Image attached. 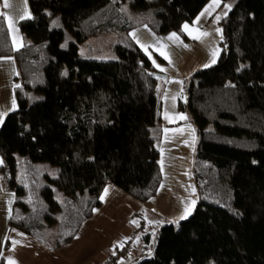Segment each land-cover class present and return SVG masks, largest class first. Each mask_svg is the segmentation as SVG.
Here are the masks:
<instances>
[{"label":"trees","instance_id":"trees-1","mask_svg":"<svg viewBox=\"0 0 264 264\" xmlns=\"http://www.w3.org/2000/svg\"><path fill=\"white\" fill-rule=\"evenodd\" d=\"M210 1L29 0L20 50L0 16V59L15 60L19 86L0 127L12 228L58 251L101 207L106 185L141 203L157 196L168 79L130 33L146 26L188 42L183 25ZM221 28L219 59L191 73L178 99L197 135L196 208L157 230L155 245L146 234L132 264H264V0H237ZM105 34L118 35L116 60L80 57V44Z\"/></svg>","mask_w":264,"mask_h":264},{"label":"crops","instance_id":"crops-1","mask_svg":"<svg viewBox=\"0 0 264 264\" xmlns=\"http://www.w3.org/2000/svg\"><path fill=\"white\" fill-rule=\"evenodd\" d=\"M212 2L213 0L207 4L201 13ZM224 2L219 0V7L212 9L211 13L206 15L209 18L202 20V23L195 25V28L201 27V24H204V27L208 26L216 17V11L226 5ZM8 3L11 7L4 8V0H0V16L5 17L13 48L20 50L24 46V37L19 23L31 16L30 3L29 0H8ZM225 10L226 13H229L231 8L230 10L225 8ZM21 12L24 13V18L17 19ZM10 24L12 27L9 26ZM200 31H203L202 27ZM133 32L140 39V44L134 40L140 48L141 44L148 43L145 41L153 43L159 40L156 38L158 35L156 36L146 26L135 29ZM170 34H166V36H170ZM180 40L182 39L179 36V41H176L179 45L181 44ZM184 42L187 44L186 41ZM183 46L186 49V45L183 44ZM141 49L145 52L143 48ZM183 54H185L184 51ZM157 55L161 56L158 53ZM149 58L151 59L150 56ZM161 58L163 57L161 56ZM182 58L183 55L178 59L173 70L168 72L169 78L163 85L162 124L164 137L161 143L160 158L163 180L157 196L149 202L141 203L124 193L116 185H106L105 188L108 189V192L107 195L104 193L105 189L102 192L101 196H104V199L101 200V207L97 208L92 218L81 227L76 238L58 251H52L42 246L36 239L9 225L15 204L14 194L4 186L0 175V264L2 261L5 264H132L143 256L146 247L149 246L146 243V234L140 238L139 235L136 236L139 228L152 231L155 229L153 227L157 225L152 220L154 214L159 216L164 214L170 218L169 221H173L177 217L175 216L177 213L174 214V212H178V210L173 212L171 208L179 207V210L182 211L185 204L192 206L197 203L198 195L196 194L192 171L197 135L188 115L178 110V99L184 89V80L195 70H191L189 65L183 67L180 64L184 60ZM17 74L15 60L11 58L0 59V112L6 113L2 118L3 122L0 123V127L4 123L5 117L18 108L15 95ZM13 100L15 101L14 104ZM167 100H170L171 103L169 109L166 108ZM181 117L185 118L182 119ZM169 144L172 150L170 156L167 153ZM172 147L174 148L172 149ZM163 156L167 159V166L164 164ZM0 161H2L1 158ZM150 219L152 221L148 225L147 220Z\"/></svg>","mask_w":264,"mask_h":264},{"label":"rangeland","instance_id":"rangeland-1","mask_svg":"<svg viewBox=\"0 0 264 264\" xmlns=\"http://www.w3.org/2000/svg\"><path fill=\"white\" fill-rule=\"evenodd\" d=\"M237 0H227L226 2H224L226 5H230L231 9L232 7L236 4ZM226 12L225 7H223L220 10H217L215 13V16H219L220 17V22L222 21V19L224 18V13ZM228 13V12H227ZM226 13V14H227ZM199 22L198 23H193L192 25H189V32L191 33V35H189L188 33H186L188 36V42L187 44L181 41V44L179 45V43H177L175 40H168L167 38L169 36L166 37H162V36H158L156 38H158V41H154L153 43L151 41H145L148 43H143L144 45L147 44L146 48H147V54L151 57L152 61H155L156 65H159L161 68L166 69V71H163L164 75H167L168 72H171L173 70V67L176 66V63L178 61V59L181 57V55H183L184 59L180 64L183 65V67L188 66L191 70H202L203 68H206L204 65L208 64L210 66L214 65L215 63H211L212 58H213V53H216V61L219 59L220 55H221V42H222V35H223V29L221 28V24L219 22V20H216V17L212 20V22H210V24H208V26L204 27V24H201V27L203 28V31H200L201 27H197L195 28L197 24L202 23V20L204 19H208L209 17L205 16H199ZM207 17V18H206ZM197 21V20H196ZM197 29H199V32H207L208 35L205 37H201L199 40L197 39H193L192 36L195 35H199V32H197ZM157 36V35H156ZM118 39V35L117 34H105V35H100V36H96L95 38H90L87 39L86 41H84V43L80 44L79 46V55L80 57H89V58H93V59H98V60H103V61H113L117 59V56L114 53V47H115V43ZM163 40V41H161ZM186 45V49L185 46ZM183 51L185 54H183ZM158 54L161 55V53H164L167 55L168 59H165L164 55H161L162 61L159 59ZM160 56V57H161ZM165 61V62H164ZM169 61H171V63H169ZM154 64V65H155ZM191 64V65H190ZM160 70V68H159ZM193 71V72H195ZM168 77V75H167ZM166 108L169 109L171 108V103L170 100H167V105ZM5 121V120H4ZM195 128V127H194ZM162 146V145H161ZM167 153L168 156L171 155V148H170V144L167 147ZM174 147H172L173 149ZM195 154V152H194ZM193 154V157H194ZM19 159H23V157H19ZM163 160H164V164L165 166H167V159L165 156H163ZM43 168H50L48 169L46 172L50 173L51 175H54V169L51 168L49 166V164H45L42 163ZM171 207H173L172 205H170ZM193 206V207H192ZM189 206L188 204H185V207L182 208V211L179 210V207H175V208H171L172 211H177L178 212H174V214H176L175 219L173 221H169L170 218L168 216H165L164 214L162 215H157L154 214V219L153 223H157L156 227L154 230L149 231V230H145L142 228H139V230L137 231V235H139V238L141 236H143L144 234H149L151 232H153V243L154 245L156 244L155 242V233L157 230H159L160 228H162L164 225H169L171 223H179L180 221L186 220L187 217H189L193 211L196 208V204L194 203V205ZM188 209V213L186 215V218L181 219V216H185V209ZM95 211H97L95 209ZM180 211V212H179ZM173 214V215H174ZM142 219V218H141ZM149 219V218H148ZM145 220V219H143ZM151 219L147 220V224H151ZM137 221V220H136ZM138 222V221H137ZM148 224V225H149ZM139 225V223H138ZM105 256V255H103Z\"/></svg>","mask_w":264,"mask_h":264},{"label":"snow or ice","instance_id":"snow-or-ice-1","mask_svg":"<svg viewBox=\"0 0 264 264\" xmlns=\"http://www.w3.org/2000/svg\"><path fill=\"white\" fill-rule=\"evenodd\" d=\"M3 7H4V8H9V7H11V5L8 3V0H4ZM215 7H219V0H213L212 4H210V5H209V6H208V7H207V8H206V9L200 14V16H205V15H207V14H210V13H211V10L214 9ZM224 7H225L226 9H228V10H230V8H231L230 5H225ZM224 14L226 15V12H225ZM22 18H24V13H23V12L20 13V15L17 17V19H22ZM199 19H200V17H197V21H196L195 23H198V22H199ZM219 19H220V17L217 16V17H216V20L218 21ZM9 26L12 27L11 24H10ZM182 30H183L184 32L188 33L189 35H191V33L189 32V25H187V24L183 25V29H182ZM197 32H199V29H197ZM207 35H208L207 32H199V35L192 36V38H193V39H197V40H199L201 37H205V36H207ZM130 36L132 37L133 40H135L138 44H140V39H139V37L137 36V34H136L135 32L130 33ZM167 39H168V40L179 41V36H178L176 33H172V34H170V36H169ZM140 46H141V48H143V49L145 50V52H147V48L145 47L144 44H141ZM161 55H164L165 59H168V57H167L166 54L161 53ZM215 62H216V53L214 52V53H213V58H212L211 63H215ZM153 63L155 64V61H153ZM169 63H171V61H169ZM155 66H156V67H160L159 65H155ZM204 66H205V67H208L209 65L206 64V65H204ZM160 71H166V69H164V68H160ZM65 74H66V73H65ZM17 87H19V86L17 85ZM14 103H15V101L13 100V104H14ZM5 114H6V113H4V112H0V123L3 122L2 118H3V116H4ZM181 118L184 119L185 117H181ZM193 132H194V130H193ZM2 163H3V162L0 161V164H2ZM107 192H108V189L105 188V190H104L105 195H107ZM100 199L103 200V199H104V196H101ZM187 213H188V209L186 208V209H185V216H181V219L186 218ZM133 223H136V222L133 221Z\"/></svg>","mask_w":264,"mask_h":264},{"label":"water","instance_id":"water-1","mask_svg":"<svg viewBox=\"0 0 264 264\" xmlns=\"http://www.w3.org/2000/svg\"><path fill=\"white\" fill-rule=\"evenodd\" d=\"M158 75L161 76V77H163V78H165V79H168L167 75L160 74V73H158Z\"/></svg>","mask_w":264,"mask_h":264}]
</instances>
